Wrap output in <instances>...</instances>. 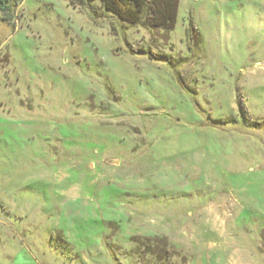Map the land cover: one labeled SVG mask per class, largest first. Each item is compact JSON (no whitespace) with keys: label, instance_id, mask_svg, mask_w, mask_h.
I'll return each mask as SVG.
<instances>
[{"label":"rangeland","instance_id":"rangeland-1","mask_svg":"<svg viewBox=\"0 0 264 264\" xmlns=\"http://www.w3.org/2000/svg\"><path fill=\"white\" fill-rule=\"evenodd\" d=\"M83 2L0 14V264H264V0Z\"/></svg>","mask_w":264,"mask_h":264},{"label":"trees","instance_id":"trees-1","mask_svg":"<svg viewBox=\"0 0 264 264\" xmlns=\"http://www.w3.org/2000/svg\"><path fill=\"white\" fill-rule=\"evenodd\" d=\"M23 0H0V14L7 16L18 2ZM99 1L104 11L100 16L111 15L121 25H144L147 28L158 29L167 33L172 32L177 24L180 0H88ZM84 4L83 0H79ZM0 40V51H1ZM9 60H7V64ZM148 242V239L145 240ZM143 246L144 250H152L150 246ZM143 244V243H142ZM170 249L162 255L165 258L173 255ZM156 257L154 253L150 254Z\"/></svg>","mask_w":264,"mask_h":264}]
</instances>
